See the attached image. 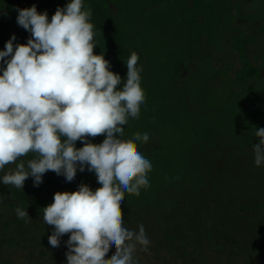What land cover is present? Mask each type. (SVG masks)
Here are the masks:
<instances>
[{"label": "trees", "instance_id": "16d2710c", "mask_svg": "<svg viewBox=\"0 0 264 264\" xmlns=\"http://www.w3.org/2000/svg\"><path fill=\"white\" fill-rule=\"evenodd\" d=\"M180 1L187 15L198 24L196 27L200 26V36L208 35L206 47H221L229 49L231 55L239 54V67L236 68L233 61L229 66V71L236 70L235 75L223 78V84L230 88L241 85L251 89V94L259 90L258 86L264 82V0H238L237 4L231 0ZM67 3L68 0H3L0 21L5 24L0 27V50L13 34L16 36L14 45L26 43L31 36L18 25L17 9L36 5L38 12L47 11L50 20L57 8ZM84 8L92 11L90 22L94 24L97 43L94 53H104L110 69L121 77L122 90L125 64L135 56L137 70L141 58L138 47L132 42L136 39L125 29L124 20L118 18L125 15L121 0H84ZM219 25L218 38L213 41V29ZM213 67L196 73L198 83H195L193 96L188 87L180 85L183 80L174 84L173 92L164 88L165 103L170 96L175 99L169 102L173 122L169 127H154L158 145L153 151H141L144 156L150 155L147 159L152 163L153 170L147 174L150 194L145 197L143 190L147 188H141L139 196L123 194L120 212L124 226L139 231V226L143 225L150 240L147 252L137 246L135 257L139 264H264V164H255L253 145L259 138L252 128L258 123L264 125V113L257 107L249 113L243 112L242 104L234 102L233 106L223 109L225 116L230 111L244 118L248 114L246 123L240 119L232 128H223L217 133L214 128L210 130L209 124L202 121L205 111L200 105L205 91L208 93L211 89L208 90L210 84L216 85L221 77L219 72H214L218 66ZM199 84L202 93L197 94ZM234 94L237 96L238 91ZM261 96L259 93L258 97ZM237 106L238 111L231 110ZM139 129L141 125L136 120L121 131L134 134ZM130 137L124 143L130 142ZM167 138L172 140L167 141ZM88 139L98 144L104 135ZM138 145L140 143L132 146L137 149ZM82 146L78 140L76 147ZM35 157L36 154L30 152L21 159L26 162ZM15 167L16 164L6 165L0 176L8 173L6 168L13 171ZM94 176L86 168L83 172L78 170L74 180L67 181L63 175L50 170L43 175L39 186L34 185L31 176L25 180L23 189L0 183V264H17L18 251L26 256L22 264H67L65 242L70 234L61 237L58 247L51 246L48 237L54 226H46L39 215L42 216L43 207L57 191L85 181L94 184L93 190L98 192ZM17 207L26 209L29 217L18 218ZM9 228H12L11 233H8ZM114 254L113 247L105 257V264Z\"/></svg>", "mask_w": 264, "mask_h": 264}, {"label": "clouds", "instance_id": "9594fccd", "mask_svg": "<svg viewBox=\"0 0 264 264\" xmlns=\"http://www.w3.org/2000/svg\"><path fill=\"white\" fill-rule=\"evenodd\" d=\"M17 23L31 33L26 43L14 45L15 34L0 50V172L8 164L13 171L0 183L23 189L31 176L35 186L53 171L67 181L77 171H94L98 192L81 183L75 191H57L43 207V221L54 226L49 243L65 242L67 264H139L137 246L149 250L143 225L139 231L124 226L120 206L124 193L140 195L150 186L147 174L152 163L132 145L147 143L148 133L138 134L131 144L122 143V129L139 118L145 105L140 91L137 59L127 63L125 83L110 69L104 53H94L92 11L84 0H68L49 20L36 5L17 9ZM8 58V59H5ZM103 134L101 143L88 138ZM254 158L264 164V128H256ZM80 140L82 147H76ZM36 157L26 162L29 153ZM19 161V162H18ZM18 218L26 209L17 207Z\"/></svg>", "mask_w": 264, "mask_h": 264}, {"label": "rangeland", "instance_id": "374dc122", "mask_svg": "<svg viewBox=\"0 0 264 264\" xmlns=\"http://www.w3.org/2000/svg\"><path fill=\"white\" fill-rule=\"evenodd\" d=\"M2 1L0 0V3ZM231 2L237 4L238 0H231ZM121 4L123 6V14L125 15L120 14L121 16H118V18L120 21L124 20L125 29L129 32L131 31L130 36L133 35L132 38L136 39L132 42L140 51L141 62L137 71L141 74L139 77L140 91L145 97V105L139 109V118L137 119L140 122L141 130L134 131V134L128 130H124L121 138L122 143L127 140L128 136L132 138L138 134H142L144 132L142 130L144 129L150 130L153 128L148 132L149 141L147 143H140L137 147L140 152L145 150L153 151L159 143L154 127L158 128L160 125L162 128L164 126L169 127L173 122L169 102L173 103L175 99L170 96V100L168 99L167 103H165L164 97L166 93L163 91L164 88L166 87L170 92H173L171 88L174 87V84L176 82L180 84L183 80L186 84L182 83L180 85L188 87L192 91L193 96L195 83H198L196 73L209 71L210 66H214V69L218 66L214 72L217 71L221 75L216 80V85L210 84L208 88V90L211 88L210 91L208 93L205 91V95L202 94L203 99H201L200 106L204 109V115L207 117H203L202 121L204 124H209L210 130L214 128L213 131L217 133L223 128H232L234 125L237 126V122L240 119H243L246 123L248 114L244 118L242 114H234V112L230 111V114L225 116L223 109L229 105L233 106L234 102L235 105H238V103L242 104L241 108H243V112L249 113L252 108L257 107L264 113V82L258 86L259 90L252 94L251 89L238 84L231 88L227 85L225 86L223 78H227L231 74L235 75L236 71H229L230 61H233L236 68H238L240 62L239 54L236 52L235 55H231L229 49H222L221 47L218 49L206 47L205 39L208 35L206 36L203 33L200 36V26L196 27L198 24L195 25L191 17L187 15L180 0H121ZM1 7L4 6H0V12L2 13L4 9ZM6 16L9 18L8 13ZM129 20L133 22L129 24ZM4 24L3 20H1L0 27L4 26ZM220 28L221 26L219 25L213 29V41L216 40V37L218 38L217 35ZM252 48L254 49V46ZM262 63L264 65V60H262ZM179 84L178 86H180ZM196 85L198 87V84ZM199 87V90H195L197 94L199 91L202 93V85L199 84ZM237 91L238 95L235 96L234 92ZM259 93L262 95L261 98L258 97ZM225 96H228V99L225 100ZM238 107H233L231 110L236 112L239 110ZM131 122L128 121L126 126ZM252 128H255V132L256 128H264V125L258 123L253 125ZM168 140L171 141L172 138H167ZM180 140L184 142V140ZM126 143H131V141ZM148 155L143 156L150 158V155ZM6 171L10 172L9 168H6ZM91 172L95 174L94 171ZM93 179H96V175ZM85 184L88 183L86 182ZM88 185L92 189L94 188V184ZM78 187L79 185H73L71 188H66L62 191H75ZM143 192L146 193V197L150 194V189L147 188ZM53 200L54 195L51 201H48V205ZM39 218L43 220V214L42 216L39 215ZM45 225L48 226L47 224ZM45 230V233L49 232L48 227H45ZM11 231L12 228H9L8 233H11ZM25 260L26 256L23 252H16L15 261H17V264H22Z\"/></svg>", "mask_w": 264, "mask_h": 264}]
</instances>
